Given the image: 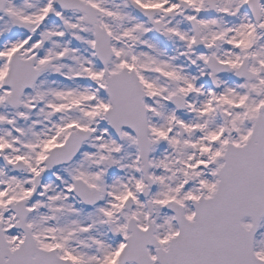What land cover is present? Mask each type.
Segmentation results:
<instances>
[{
  "label": "snow or ice",
  "instance_id": "obj_1",
  "mask_svg": "<svg viewBox=\"0 0 264 264\" xmlns=\"http://www.w3.org/2000/svg\"><path fill=\"white\" fill-rule=\"evenodd\" d=\"M0 264H264V0H0Z\"/></svg>",
  "mask_w": 264,
  "mask_h": 264
}]
</instances>
